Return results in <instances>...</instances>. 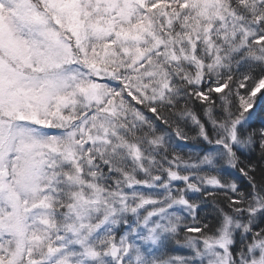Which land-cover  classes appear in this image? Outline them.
<instances>
[{"label":"snow or ice","instance_id":"1","mask_svg":"<svg viewBox=\"0 0 264 264\" xmlns=\"http://www.w3.org/2000/svg\"><path fill=\"white\" fill-rule=\"evenodd\" d=\"M262 89L264 0H0V264H264Z\"/></svg>","mask_w":264,"mask_h":264},{"label":"trees","instance_id":"2","mask_svg":"<svg viewBox=\"0 0 264 264\" xmlns=\"http://www.w3.org/2000/svg\"><path fill=\"white\" fill-rule=\"evenodd\" d=\"M225 91H227V90H225ZM261 92H264V89H262ZM222 95H223V93H217L216 94V96H222ZM259 97H260V93L257 94V104L260 103L259 102L260 101ZM217 103H219V101H217ZM193 107L195 108V110L197 112L200 111L199 102H195L193 104ZM250 111L253 113L252 118H251L250 127L252 129H259L261 127H264V107L262 109L260 108V110L253 108ZM190 135H195V133L190 132ZM182 145H186V147L184 149V152L182 153L185 156L188 154L189 151L197 153L203 147V145L198 144L195 140H189V141H186V142H182ZM238 155H240V153H238ZM240 158H241L242 161H244V163L251 162V163L257 165V173H256V175H257V179L259 180L260 176H261V167H264V162H261L260 159H259V150L257 149L255 153H245L244 155H241ZM241 182L242 183H247L246 180H243ZM192 199L193 200H198L199 197L197 195H193ZM221 206H223V205L221 204ZM198 212H199V215H201V216H207L209 221L212 220L213 213H212L211 204H209L207 206H203L202 205V208L200 210H198ZM168 251L169 252L172 251V247Z\"/></svg>","mask_w":264,"mask_h":264},{"label":"rangeland","instance_id":"3","mask_svg":"<svg viewBox=\"0 0 264 264\" xmlns=\"http://www.w3.org/2000/svg\"><path fill=\"white\" fill-rule=\"evenodd\" d=\"M263 104L264 103L260 102L259 104L254 106V109H258V110H260V108L262 109L264 107ZM169 253L173 255H188V252L186 250H180L177 246H174V245L172 246V251H170Z\"/></svg>","mask_w":264,"mask_h":264}]
</instances>
